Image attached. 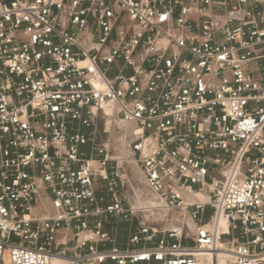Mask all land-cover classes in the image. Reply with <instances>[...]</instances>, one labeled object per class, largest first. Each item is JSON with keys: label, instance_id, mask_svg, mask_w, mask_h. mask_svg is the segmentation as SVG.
<instances>
[{"label": "built area", "instance_id": "1", "mask_svg": "<svg viewBox=\"0 0 264 264\" xmlns=\"http://www.w3.org/2000/svg\"><path fill=\"white\" fill-rule=\"evenodd\" d=\"M100 117L192 235L117 245L137 212ZM60 263L264 264V0H0V264Z\"/></svg>", "mask_w": 264, "mask_h": 264}, {"label": "rangeland", "instance_id": "2", "mask_svg": "<svg viewBox=\"0 0 264 264\" xmlns=\"http://www.w3.org/2000/svg\"><path fill=\"white\" fill-rule=\"evenodd\" d=\"M106 121L107 119L100 117L97 125V132L103 138L110 137L113 155L120 157L125 162L123 173L130 178L131 185H126L121 189L120 196L126 207L133 206L135 212H137L136 215L132 217L131 221L119 218L111 219L108 229L115 235L116 243L119 242L123 246L127 245L130 232H132L137 225L145 221H149L152 227L158 228L159 230L172 228L179 230L180 222L183 221L190 228L188 232L192 235L195 229V223L191 220L189 215L184 214V212L180 210H168L154 196L148 194L145 189L143 177L140 170L133 162L132 151L128 146L132 140V137L129 136V128L121 121L111 119V132L105 134L104 129L106 127ZM204 194L206 195V193ZM160 236L161 234H158L156 239Z\"/></svg>", "mask_w": 264, "mask_h": 264}, {"label": "bare ground", "instance_id": "3", "mask_svg": "<svg viewBox=\"0 0 264 264\" xmlns=\"http://www.w3.org/2000/svg\"><path fill=\"white\" fill-rule=\"evenodd\" d=\"M109 112V111H108ZM110 128H111V119L110 118H108L107 119V121H106V129L107 130H110ZM135 131H137V129H135ZM195 195L197 196V197H199L200 199H205L206 198V195L203 193V192H196L195 193ZM188 197V199H191V195H187ZM151 200H154V199H151ZM192 224V223H191ZM193 228V227H192ZM220 228H221V230H226L227 229V223H226V220H225V218H221L220 219ZM195 230V229H194ZM60 264H62V263H60Z\"/></svg>", "mask_w": 264, "mask_h": 264}, {"label": "trees", "instance_id": "4", "mask_svg": "<svg viewBox=\"0 0 264 264\" xmlns=\"http://www.w3.org/2000/svg\"><path fill=\"white\" fill-rule=\"evenodd\" d=\"M129 225V224H128ZM127 233V232H126ZM128 234V233H127ZM126 236V235H125ZM117 245H119L120 247H125V246H123V245H121L119 242H117Z\"/></svg>", "mask_w": 264, "mask_h": 264}]
</instances>
